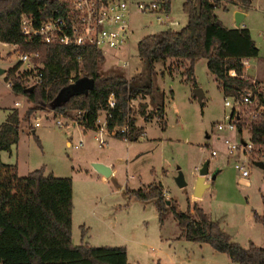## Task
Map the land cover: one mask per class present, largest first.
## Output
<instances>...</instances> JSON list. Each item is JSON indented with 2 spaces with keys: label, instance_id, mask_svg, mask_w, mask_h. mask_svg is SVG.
Masks as SVG:
<instances>
[{
  "label": "trees",
  "instance_id": "trees-1",
  "mask_svg": "<svg viewBox=\"0 0 264 264\" xmlns=\"http://www.w3.org/2000/svg\"><path fill=\"white\" fill-rule=\"evenodd\" d=\"M252 2L186 0L183 8L188 23L180 30L166 29L143 37L137 46L142 70L128 78L114 71L101 73L100 64L105 61V56L95 46L49 45L22 33L23 15L40 23L54 16L56 9H61L60 0H0V42L17 44L22 52H39L44 62L41 69L43 83L33 89L25 87V83L34 69L20 71L21 62L5 75L6 82L12 81V90L24 95L32 106L23 117L18 109H11L0 125V264H130L124 245L74 243L71 176L46 174L44 166L22 176L17 164L3 161L1 151L13 150L20 138L22 121H28L30 128H34L32 116L39 110L49 109L76 120L84 131L97 130L100 113L109 110L111 94L116 100L112 110L117 116L116 125L119 129L126 127L125 132L116 131L114 137L138 140L145 128L137 126V114L146 121L156 118L161 129L166 130L167 100L173 96V90L168 95L160 86L161 74L156 67L159 63L168 64V74L172 77L178 70V67L174 68V62L181 64L185 68V81L196 88L199 84L195 65L206 59L208 70L224 97L240 98L248 89L259 85V82L244 77V60L258 57L260 50L248 29L237 28L231 32L216 11L220 8L228 10L229 5L249 7ZM164 8L168 13L171 11V0H167ZM231 71H235L236 76H232ZM80 72L82 76H79ZM72 74L76 75L75 80L93 79L94 88L67 94L72 86ZM138 97H148L149 101L136 108L133 100ZM260 99L264 104V97L260 96ZM149 107L151 111L148 112ZM238 130L242 136L243 132L249 134L255 144L254 153L264 151V110L249 124L239 122ZM127 194L128 198L153 200L161 221L173 213L188 239L208 243L239 264H264V247L254 241L245 246L234 240L198 200L192 201L189 197L188 207L183 210L175 198L166 196L161 181L128 189ZM255 217L264 225V211L263 214L255 212ZM84 233L83 229L82 235Z\"/></svg>",
  "mask_w": 264,
  "mask_h": 264
},
{
  "label": "rangeland",
  "instance_id": "rangeland-1",
  "mask_svg": "<svg viewBox=\"0 0 264 264\" xmlns=\"http://www.w3.org/2000/svg\"><path fill=\"white\" fill-rule=\"evenodd\" d=\"M185 1L171 0L169 16H162L164 22L166 19L177 21L178 25L174 27L161 23L158 13L134 12L130 47L120 51L105 48V61L100 64V72L114 71L129 77L142 70L138 42L152 33L183 28L188 23V15L183 8ZM237 11L247 14L243 24L251 30L260 49L257 58L248 59L245 71L251 78L261 76L263 80L258 82L264 89V0H253L249 7L229 5L228 10L217 9L216 15L225 26L233 28ZM20 53V48L0 43V68L5 69V73H0V125L11 109H18L23 117L32 106L24 95L16 94L5 81L8 70L19 63ZM124 61H130V65L125 66ZM173 66L178 67L175 76L169 75L166 68L168 73L163 77L168 95L173 90V96L167 100L166 130H162L154 120L138 140L127 142L110 136L104 145H100L96 140L97 131L74 128L71 123H66L73 119L66 116L65 126L60 127L56 124L58 114L49 109L39 110L32 116L33 129L28 121H22L18 142L12 151H1L2 159L9 164H17L22 176L44 166L46 172L72 177V233L77 243H81L84 236L85 223L93 244L126 246L130 264H227L230 260L227 253L183 235L173 213L161 221L153 200L128 198V189L139 188L143 182L162 181L179 207L185 210L191 185L180 187L176 172L179 173L180 167L187 175L199 174L195 166L211 160L212 170L218 173L198 200L200 205L220 220L234 240L245 246L253 240L264 247V225L255 217V212L263 214L264 211V168L252 164L250 175L242 176L223 154L211 155L212 147L224 148L223 143L215 138L223 134L217 131L216 125L226 121L232 108L225 105L226 98L209 72L206 59L195 65L198 87L206 95L203 101L192 96L194 87L185 81V68L178 62ZM16 102H20L18 106ZM133 103L138 108L140 100ZM100 116L103 119L105 111ZM37 121L41 126H35ZM111 124L113 126V122ZM33 130L36 131L33 133ZM80 137H84V142L75 147ZM244 137H249V134L245 132ZM69 139L71 144H67ZM254 156L261 157L259 153ZM259 159L264 160V157ZM97 161L110 163L114 170L102 177L103 173L95 166Z\"/></svg>",
  "mask_w": 264,
  "mask_h": 264
},
{
  "label": "built area",
  "instance_id": "built-area-1",
  "mask_svg": "<svg viewBox=\"0 0 264 264\" xmlns=\"http://www.w3.org/2000/svg\"><path fill=\"white\" fill-rule=\"evenodd\" d=\"M166 2L167 0H60L61 9H56L54 16L48 17L40 23H36L31 16L23 15L21 31L27 38L39 39L42 43L49 45L95 46L102 52L105 48L120 51L131 45V38L134 34L131 17L134 12H155L159 14L158 20L161 23L173 27L178 25L177 21L166 19L164 22L162 19V16H169L164 8ZM11 45L15 49L19 48L17 44ZM18 58L22 64L20 71L34 69V72L28 77L25 87L33 88L35 85H41L43 83L41 69L44 68L41 54L39 52H22ZM124 65L129 66L130 61H124ZM230 74L236 76L235 71H231ZM79 76H82L81 72ZM75 78L76 75L72 74L70 78L72 85L78 81ZM8 86L11 88L12 81L8 82ZM260 96L264 97V89L261 85H255L243 93L240 98L226 97L225 105L232 108V111L226 116L225 122H219L216 125L217 131L223 134L217 135L215 138L223 143L224 148L212 147L211 155L217 156L223 153L232 161L242 176H249L250 166L255 164L256 160H260L259 158L264 157V151L259 153L261 157L254 156V154H258L254 153V142L250 137L240 135L238 130L239 122L244 121L245 124H249L250 121L258 119L264 110ZM16 105H19V102H16ZM108 107L109 110H105L103 119L99 116L98 127L95 130L98 133L96 140L100 145H104L106 137L116 131H126V127L119 129L116 125L117 116L112 112L116 107L114 94L109 96ZM56 124L60 127L65 126L64 115L58 114ZM40 125V121L35 123L37 127ZM83 142L84 138L81 137L80 141L74 145L79 147ZM208 180H212L211 172Z\"/></svg>",
  "mask_w": 264,
  "mask_h": 264
},
{
  "label": "crops",
  "instance_id": "crops-1",
  "mask_svg": "<svg viewBox=\"0 0 264 264\" xmlns=\"http://www.w3.org/2000/svg\"><path fill=\"white\" fill-rule=\"evenodd\" d=\"M244 13V12H243ZM245 17H247V14L245 13ZM245 19V18H244ZM244 21V20H243ZM227 27V26H226ZM228 28V27H227ZM237 28H246L247 29V27L243 24V22L241 23V25L239 26V27H237L236 26V21H235V25L233 26V28H228L231 32H233L235 29H237ZM180 30V29H179ZM249 30V32H250V34H251V36H252V33H251V30L250 29H248ZM252 38H253V36H252ZM253 40L255 41V39L253 38ZM0 43H2V42H0ZM255 43H256V41H255ZM4 44H6V43H4ZM256 45H257V43H256ZM259 48V47H258ZM260 50V49H259ZM257 58V57H256ZM248 59H251V58H248ZM248 59H245L244 60V64H245V67H247L248 66ZM157 70L159 71V73L161 74L160 75V77H159V84H160V86L165 90V87L163 86V83H164V80H163V77H164V73H168L167 71H166V68H168L169 66H168V64L167 65H163V64H157ZM163 73V74H162ZM133 75H130L128 78H130V77H132ZM175 76V75H174ZM173 76V77H174ZM244 77H246L247 79H249V80H253L254 82H258V80H260V79H262L263 80V78L261 77V76H258V77H256V78H251L250 76H248L247 75V73H246V71H245V73H244ZM204 92V91H203ZM223 93V92H222ZM193 97H195L194 96V94L192 95ZM223 96H224V94H223ZM205 98H206V95L204 94V97H203V100H205ZM137 99H139L140 100V103H142V104H146V103H148V101H149V98L148 97H138ZM137 99H135V100H133V102L134 101H136ZM20 103V102H19ZM139 103V104H140ZM134 104V103H133ZM18 106V105H17ZM147 111L149 112V111H151V108L149 107L148 109H147ZM102 113V112H101ZM65 117V116H64ZM66 119V118H65ZM154 120H156V122H157V119L156 118H152L151 120H149V121H146L145 119H144V117L141 115V114H137V116H136V124H137V126H140V127H144L145 129L148 127V125L149 124H151ZM71 123L72 124V126L75 128H78V129H80L81 131H82V128H81V126L77 123V121L76 120H67V122L66 123ZM158 123V122H157ZM159 124V123H158ZM41 126V125H40ZM160 126V125H159ZM37 127V126H36ZM39 127V126H38ZM36 130H33V133L35 132ZM91 131H95V130H91ZM110 136H113L114 137V134H112V135H110ZM110 136H107V137H110ZM97 137V136H96ZM107 137H106V142H107ZM81 138V137H80ZM84 138V137H83ZM125 141H127V142H129L128 140H126V139H124ZM72 143V141L69 139V140H67V144H71ZM220 154H223V153H220ZM223 156H224V158L226 159V161H229L230 162V159L227 157V156H225L224 154H223ZM206 161V160H205ZM204 161V162H205ZM98 162V161H97ZM104 164H107L108 166H110L111 167V169H112V171L114 170L113 168H112V166L110 165V163H108V162H106V161H102ZM204 162H201V163H198L196 166H195V168L196 169H198V170H200L199 168H201L202 167V165H203V163ZM209 162H210V172H211V174L212 173H215V174H217L218 172H215V170H212V168H211V160H209ZM179 169L181 170V168L179 167ZM221 169H218V171H220ZM31 171V170H30ZM29 171V172H30ZM28 172V173H29ZM45 173L46 174H49V173H53V171H50V172H46L45 171ZM54 175H55V173H53ZM176 177H177V175H178V173L176 172ZM107 175H105V174H103L102 175V177H106ZM184 176H185V178H186V180H187V185H186V187L187 186H189V185H191V190H189V192H188V194L190 195V198H191V200L192 201H195V200H200L201 198H202V196L204 195V193L206 192V190L211 186V184H210V186L209 187H207V188H205V190H204V192H203V194H202V196H195L194 195V188H195V182H196V180H197V176H198V174H197V172H196V175L194 174H186V173H184ZM162 182V181H161ZM151 183V182H150ZM150 183H146V182H143L142 183V185H141V187L142 186H148ZM163 183V182H162ZM163 185H164V183H163ZM180 187H182V186H180ZM74 189V188H73ZM164 191H165V194L168 196V197H173L168 191H167V189L165 188V185H164ZM210 215V214H209ZM210 217L212 218V219H216V220H218L219 222H220V220L218 219V218H214V217H212L211 215H210ZM221 224V223H220ZM222 226V225H221ZM223 227V226H222ZM224 228V227H223ZM83 229L85 230V233H84V236L81 238V243H88V244H91V245H95V244H93L92 242H91V240H90V238H91V235L89 234V231H88V228H86V225H85V223H84V225H83ZM225 229V228H224ZM73 241H74V243H76V244H79V243H77L76 241H75V238H74V234H73ZM250 241H253V240H250ZM249 241V242H250ZM255 242V241H254ZM202 243V242H201ZM203 243H205V242H203ZM103 245H105V244H103ZM128 259H129V256H128ZM229 262H227V264H239V263H237V262H234V261H232V259L230 258V256H229ZM129 262H130V259H129ZM203 264H205V263H203ZM206 264H208V262L206 263Z\"/></svg>",
  "mask_w": 264,
  "mask_h": 264
},
{
  "label": "water",
  "instance_id": "water-1",
  "mask_svg": "<svg viewBox=\"0 0 264 264\" xmlns=\"http://www.w3.org/2000/svg\"><path fill=\"white\" fill-rule=\"evenodd\" d=\"M245 13L241 12V11H237L235 13V21H236V26L239 27L241 25V23L243 22L244 18H245ZM0 73H5V69H1L0 68ZM94 88V80L87 78V77H83L81 79H79L78 81H76L71 88L67 91V94H72V93H81V92H85L87 90L93 89ZM33 89V88H32ZM31 89V90H32ZM193 94L195 97H197L199 99V101H203V97H204V92L203 89L201 87H196L193 90ZM255 164L264 168V160H256ZM96 168L102 172L105 175H110L111 173V168L110 166H108L107 164H104L102 162H97L95 163ZM210 174V162L209 160H206L202 167L199 170V174L197 176V180L195 182V188H194V195L195 196H202L205 188L210 186V181L208 180V176ZM212 179H214L216 177V174H211ZM176 181L178 183L179 186H186L187 185V180L184 176V172L182 170L179 171L177 177H176ZM170 202V200H168V203Z\"/></svg>",
  "mask_w": 264,
  "mask_h": 264
}]
</instances>
